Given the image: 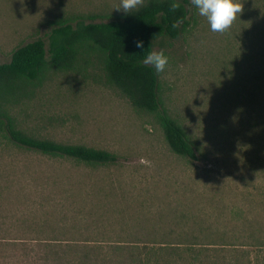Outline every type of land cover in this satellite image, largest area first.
Returning a JSON list of instances; mask_svg holds the SVG:
<instances>
[{"label": "rangeland", "instance_id": "rangeland-1", "mask_svg": "<svg viewBox=\"0 0 264 264\" xmlns=\"http://www.w3.org/2000/svg\"><path fill=\"white\" fill-rule=\"evenodd\" d=\"M241 2L224 32L212 31L191 3L186 31L156 40L154 49L169 56L160 73L163 100L189 129L198 159L175 153L155 118L127 97L79 75L60 74L41 99L27 104L29 124L58 140L112 150L118 162L49 156L0 132V264H42L39 241H112L125 228L144 225L183 232L173 238H197L210 247L202 264L261 263L264 59L255 49L264 6L263 0ZM119 4L0 0V62L21 44L48 41L52 26L64 20L117 16ZM72 226L79 230L65 231Z\"/></svg>", "mask_w": 264, "mask_h": 264}, {"label": "trees", "instance_id": "trees-1", "mask_svg": "<svg viewBox=\"0 0 264 264\" xmlns=\"http://www.w3.org/2000/svg\"><path fill=\"white\" fill-rule=\"evenodd\" d=\"M175 2L177 7L173 8V0H143L133 13L121 12L100 20L67 19L52 26L48 41L38 37L17 46L8 61L0 62V132L18 145L49 156L91 165L118 162V154L112 150L58 140L29 124L27 104L41 99L60 74L79 75L127 97L137 111L155 118L175 153L198 159V147L189 129L163 100L160 74L142 63L158 38H177L188 28L191 0ZM258 33L255 56L264 59V12ZM139 38L144 41V50L135 45ZM73 230L79 229L72 226L65 231ZM122 233L125 236L112 241L48 239L30 249L40 251L42 264H202L210 248L197 238H173L183 235L176 228L129 226ZM258 248L256 260L264 264V243ZM225 259L215 264H238Z\"/></svg>", "mask_w": 264, "mask_h": 264}, {"label": "clouds", "instance_id": "clouds-1", "mask_svg": "<svg viewBox=\"0 0 264 264\" xmlns=\"http://www.w3.org/2000/svg\"><path fill=\"white\" fill-rule=\"evenodd\" d=\"M197 13L203 16L212 31L224 32L232 24L236 15L242 10L241 0H191ZM141 4V0H120L117 9L123 10L125 14L133 13L131 10L136 9ZM177 7V3L173 0L171 5ZM137 48L144 50V41L142 38L136 39ZM142 63L154 69L155 73H163L169 64V56L163 48L150 49L145 52Z\"/></svg>", "mask_w": 264, "mask_h": 264}]
</instances>
